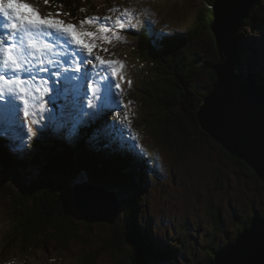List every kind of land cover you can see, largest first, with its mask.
I'll return each mask as SVG.
<instances>
[{"label": "trees", "instance_id": "1", "mask_svg": "<svg viewBox=\"0 0 264 264\" xmlns=\"http://www.w3.org/2000/svg\"><path fill=\"white\" fill-rule=\"evenodd\" d=\"M91 1L48 0V3L62 7L73 19H85L87 14L83 4L91 12L96 11L90 7ZM215 2H203V12L188 23L187 38L177 31L163 33L158 24L140 26L130 33L136 42L130 50L141 61L137 65L145 71L144 86L138 89L134 98L143 105L146 114L143 113L139 121L133 120V125L138 124L139 128L146 130L156 127L163 144L176 151L178 157L179 151L194 145L195 137L219 146L200 130L196 118L197 109L215 80L211 66L219 60L209 29ZM253 10L242 23L244 30L258 24L260 17ZM203 32L207 33L205 49L209 52V59L193 48L194 40ZM238 39L237 48L241 52L243 43L239 44ZM253 75L255 80L264 81L260 73ZM90 82H94L93 79ZM99 95L97 100L102 101L104 98ZM105 117L110 118L107 114ZM98 119L96 116L88 120L85 126L69 135L58 132L48 136L46 130L33 133L20 151L11 150L13 138L0 135V195L9 202L8 217L11 218L10 230L0 251L21 254L30 249L44 250L49 241L65 251L70 242L87 244L94 239L103 243L100 250L112 252L108 249L112 244L119 251L121 259L117 264H180L178 250L160 245L153 236V227L140 220L141 199L147 193L145 187L149 178L156 172L151 165L153 161L148 155L137 153L127 142L126 147L120 145L107 131L109 126L105 123H102L104 129L93 125ZM220 151L224 158L259 183L260 187L255 190L264 192L262 182L247 165L230 157L221 147ZM84 182L115 193L120 203V213L114 224L109 226L108 232L99 233L96 238L91 237V230L87 227L83 228L86 235L79 234L82 226L71 202L72 186ZM253 207L255 210L252 209L251 215L258 211L264 217V209ZM208 215L213 222L209 236L214 238V233L221 227L219 213L210 210ZM251 215L237 213L240 219L235 237L248 227ZM221 245L225 244H211L204 264H208Z\"/></svg>", "mask_w": 264, "mask_h": 264}, {"label": "rangeland", "instance_id": "2", "mask_svg": "<svg viewBox=\"0 0 264 264\" xmlns=\"http://www.w3.org/2000/svg\"><path fill=\"white\" fill-rule=\"evenodd\" d=\"M204 1L208 0H92L90 7L96 10L95 12H91L86 4L82 5L85 13L90 18L96 14L95 18H98L101 24L115 26L118 17L125 22L123 31L117 32L116 35L111 31L106 34L111 38V43L93 38L86 39L87 42L97 45L93 49L94 56L98 55L105 61H119L124 66L121 73L123 76L121 86L125 89V94L122 96L124 109L120 111V115L126 122L139 121L143 113L146 114L143 105L134 98L138 95V89L144 86L145 71L137 65L141 61L130 50L136 45L130 33L139 29L140 26L154 27L158 24L163 33L177 31L187 38L188 23L199 12H203ZM25 2L32 5L41 16L48 17L51 14V18L63 20L66 24L79 25L83 20L77 17V23L70 19L67 11L53 3H45L43 0H25ZM253 9V13L260 17L258 24L247 30H244L245 28L241 25L236 34L240 40L239 44L243 43L240 47L241 52L238 51L239 54L241 53L239 68L243 73L250 70L254 74L260 73L264 76V1ZM19 10L25 13L29 11L28 9ZM125 10L131 13V17L125 15ZM57 13L60 15L57 16ZM105 17L111 19L104 21ZM82 30L104 35L96 23L85 24ZM117 36L119 39L116 38ZM206 39L207 33L203 32L194 40L193 48L198 54L202 53L209 59V52L205 49ZM101 49H107V51ZM86 67L91 71L94 70L91 64ZM98 67L101 65L96 62V68ZM103 68L107 72L106 66ZM107 73L110 74V72ZM42 75L46 76V74ZM95 77H97V82L87 81L86 83H92L93 86L97 84L99 89L97 96L100 94V97L105 98V88L98 82V76ZM53 85L59 87L61 91L58 101L52 106L54 110L50 106L52 100L47 98L50 92L49 95L40 97V94L33 89L32 94L36 104L30 107L28 117L24 116V104L18 98L16 99L17 110L13 116L9 118L5 112L0 111V135H8L14 138L16 143L27 140L38 131L46 130L48 136L58 132L69 135L73 124H77L75 114L67 111L66 107L60 111L55 107L61 102H66L65 106L77 105L81 110L87 111L88 109H83L80 105L83 100L87 103V100L83 98L90 96L91 93L86 85L78 91H66L56 82ZM110 94L115 98V91H111ZM76 96L80 98L77 99ZM97 99V97L94 99L95 103ZM39 103H43V110L39 107ZM4 104V101L0 102V106ZM77 106L76 112L78 113ZM64 120L69 123L64 126L66 130L61 127ZM31 121H35V126H33L32 134L29 135L27 131L31 128ZM81 125L78 123L77 128ZM137 125L135 126L137 138L134 140L141 150L147 153L149 160L153 161L152 167L156 171L149 178V183L145 187L147 193L141 199L140 220L147 226L153 227V236L157 238L155 240L160 242V245L178 250L177 256L180 264H204L211 244L213 246L220 243L226 245L235 237L234 233L239 227L240 219L237 213L251 215L252 209L255 210L254 205L258 210L264 209V205H261V201H264V192L259 189L255 190L260 187L259 183L246 176V172L240 171L237 166L224 158L220 147L213 142L195 137L193 138L194 145L179 151L180 157H178L176 151L167 149L163 144L156 127L151 126L146 130L141 127L140 129ZM130 126L134 132V125L130 123ZM22 129L27 134H23ZM23 148L24 146H11L12 151H20ZM8 207H10L8 200L0 195V250L3 248L1 243L11 227ZM210 210L218 211L221 223L220 229L214 233L216 236L214 238L209 236L211 225H213L208 215ZM79 223L82 226L79 234L83 236L86 235L83 229L86 227L91 230L89 233L92 238L98 237L99 233L109 231L108 225L87 224L81 221ZM90 240L87 244L77 241L70 242L65 251H62L61 247L52 241L46 244L44 250L30 249L21 254L13 251L10 254L0 251V264H117L121 259L119 251L114 249L112 244L108 245V249L112 251L109 252L100 250L103 246L102 242Z\"/></svg>", "mask_w": 264, "mask_h": 264}, {"label": "water", "instance_id": "3", "mask_svg": "<svg viewBox=\"0 0 264 264\" xmlns=\"http://www.w3.org/2000/svg\"><path fill=\"white\" fill-rule=\"evenodd\" d=\"M264 0H216L209 27L219 60L211 91L196 112L200 130L230 157L242 161L264 186V81L239 68L237 31ZM2 181V179H0ZM75 215L84 223L112 226L120 213L117 195L87 182L71 189ZM249 225L228 245L219 246L208 264H264V217L256 211Z\"/></svg>", "mask_w": 264, "mask_h": 264}, {"label": "snow or ice", "instance_id": "4", "mask_svg": "<svg viewBox=\"0 0 264 264\" xmlns=\"http://www.w3.org/2000/svg\"><path fill=\"white\" fill-rule=\"evenodd\" d=\"M45 3H48V0H45ZM19 9L29 11L25 13ZM56 15L59 16L60 13ZM125 15L131 17V13L126 10ZM110 19L105 17L104 21ZM0 20L3 21L0 29L4 30V35L0 36V101L5 102L0 106V111L5 112L9 118L16 111L17 98L23 101L24 116L28 117L30 107L36 104L33 89L43 97L52 91L49 87L50 80L60 84L66 91H78L86 85L91 95L83 99L87 100V109L92 111H84L82 116L95 118L103 111L102 107L98 108L93 102L99 89L86 82L91 78L95 83V75L103 70L96 68V62L106 66L107 72L111 74V78L101 77L105 91L110 93L113 87L121 89L120 83H114V80L118 76L123 79L121 73L124 66L119 61H105L98 55L94 56L93 49L97 45L87 42L86 38L111 43V38L106 34L111 31L116 35L117 32L123 31V19L118 17L115 26L101 24L95 17L81 20L79 25L66 24L63 20L51 18V14L48 17L41 16L25 0H0ZM93 23L99 26L104 35L82 30L85 24ZM34 37L51 39L40 43ZM116 38L119 39V36ZM88 64L93 65V73L88 71ZM42 74H48L47 78ZM59 90V87L55 89L57 92ZM39 107L43 110V103H39ZM78 123L80 122L77 121ZM77 124H73V132L77 131ZM28 133L32 134L31 128H28Z\"/></svg>", "mask_w": 264, "mask_h": 264}, {"label": "bare ground", "instance_id": "5", "mask_svg": "<svg viewBox=\"0 0 264 264\" xmlns=\"http://www.w3.org/2000/svg\"><path fill=\"white\" fill-rule=\"evenodd\" d=\"M95 76H98V78H99V77H105V76H107V78H108V75H107L105 72H103V71H102V72H99V73L96 74ZM90 79H91V78H90ZM90 79L88 80L89 82H90ZM95 79H96V81H97V77H95ZM210 91H211V90H210ZM206 96H208V93L205 95V97H206ZM205 97H204V98H205ZM98 103H100V101H98ZM112 124H113V122H112ZM110 126H111V125H110ZM116 133H118V134L120 135L119 132L116 131Z\"/></svg>", "mask_w": 264, "mask_h": 264}]
</instances>
